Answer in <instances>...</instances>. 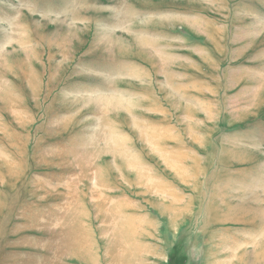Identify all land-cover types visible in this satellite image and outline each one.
Returning <instances> with one entry per match:
<instances>
[{
  "label": "rangeland",
  "instance_id": "1",
  "mask_svg": "<svg viewBox=\"0 0 264 264\" xmlns=\"http://www.w3.org/2000/svg\"><path fill=\"white\" fill-rule=\"evenodd\" d=\"M0 264H264V0H0Z\"/></svg>",
  "mask_w": 264,
  "mask_h": 264
}]
</instances>
